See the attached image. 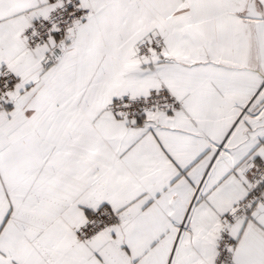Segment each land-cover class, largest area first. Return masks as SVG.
Masks as SVG:
<instances>
[{
	"label": "snow or ice",
	"instance_id": "1",
	"mask_svg": "<svg viewBox=\"0 0 264 264\" xmlns=\"http://www.w3.org/2000/svg\"><path fill=\"white\" fill-rule=\"evenodd\" d=\"M0 264H264V0H0Z\"/></svg>",
	"mask_w": 264,
	"mask_h": 264
}]
</instances>
